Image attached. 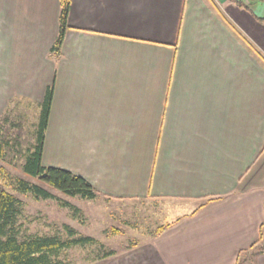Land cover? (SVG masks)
Masks as SVG:
<instances>
[{
  "label": "crops",
  "instance_id": "0c3cea01",
  "mask_svg": "<svg viewBox=\"0 0 264 264\" xmlns=\"http://www.w3.org/2000/svg\"><path fill=\"white\" fill-rule=\"evenodd\" d=\"M69 3L54 55L59 0H0V116L49 89L43 167L108 201L193 203L84 264H264V2Z\"/></svg>",
  "mask_w": 264,
  "mask_h": 264
},
{
  "label": "rangeland",
  "instance_id": "374dc122",
  "mask_svg": "<svg viewBox=\"0 0 264 264\" xmlns=\"http://www.w3.org/2000/svg\"><path fill=\"white\" fill-rule=\"evenodd\" d=\"M38 114L37 105L19 99L13 101L0 116L3 135L10 144L4 158L0 159V188L21 201L16 221L19 240L33 237L65 239L68 238L65 227H68L76 236H89L98 242L96 245L73 247L59 255V259L66 264H84L94 257L99 245L122 252L128 245L151 239L159 227L172 223L192 208L193 203L190 202L159 199L108 201L96 197L94 200H83L68 197L25 175L21 170L23 156L33 144ZM17 178L41 186L55 198L42 200L17 192ZM63 202L69 207H63ZM257 251L258 246L251 251L252 257ZM249 260L252 261L251 256Z\"/></svg>",
  "mask_w": 264,
  "mask_h": 264
},
{
  "label": "trees",
  "instance_id": "16d2710c",
  "mask_svg": "<svg viewBox=\"0 0 264 264\" xmlns=\"http://www.w3.org/2000/svg\"><path fill=\"white\" fill-rule=\"evenodd\" d=\"M262 1V0H261ZM60 10L58 17V35L50 53L58 55L62 43L64 31L67 27V15L69 0H59ZM264 22V19H260ZM50 90L47 89L43 101L38 105L39 114L35 125L34 141L28 147L23 156L22 172L38 179L41 183L57 190L68 197H78L83 200H94L98 193L91 184L79 175L64 169L43 167L41 154L44 143V133L47 127V117L50 100ZM8 139L3 135V126L0 124V159L4 158L5 150L9 147ZM16 190L21 194H29L36 199H54V195L41 186L22 178L16 179ZM63 207H69L68 203H62ZM21 201L17 197L0 188V264H66L59 259L61 252L73 247L96 245L98 242L89 236H76V233L65 227L67 237H33L19 240L16 230V221L20 214ZM166 226L157 229L156 234L164 230ZM264 241V228L259 233V247L257 253L262 251ZM115 254L112 249H105L99 245L91 260H99ZM240 264V263H237Z\"/></svg>",
  "mask_w": 264,
  "mask_h": 264
}]
</instances>
